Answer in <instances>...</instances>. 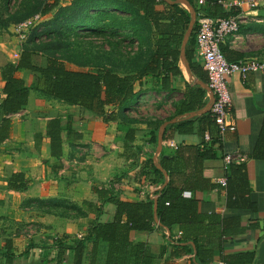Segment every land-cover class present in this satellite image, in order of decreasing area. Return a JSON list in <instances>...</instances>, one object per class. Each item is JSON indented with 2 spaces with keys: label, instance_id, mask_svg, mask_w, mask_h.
Instances as JSON below:
<instances>
[{
  "label": "trees",
  "instance_id": "obj_1",
  "mask_svg": "<svg viewBox=\"0 0 264 264\" xmlns=\"http://www.w3.org/2000/svg\"><path fill=\"white\" fill-rule=\"evenodd\" d=\"M61 1L21 0L12 13H0L1 30L35 14L45 16L55 10L51 18L30 30L20 44L18 60L15 63L6 61L1 66L4 97L0 101V142L9 135L11 120L8 115L23 109L30 92L34 91L43 97L75 105L104 123L119 122L126 127L123 136L126 144L136 139L137 128L134 125L145 124L148 141L155 145L160 121L137 117L132 112L136 110L142 94L173 91L171 78L181 75L178 60L190 19L189 12L182 5L167 0H71L65 5ZM188 1L197 13L202 10L203 5L196 7V0ZM207 2L210 9L204 13L208 16L225 17L237 12L223 10L218 0H206L204 5ZM196 29L195 23L185 46V56L192 72L206 81V72L196 57ZM90 35L100 38L101 44L95 45ZM124 39H128L129 44L136 42V49H127L122 44ZM104 43L108 44V49L103 47ZM66 63L74 64L76 68H69ZM21 71L32 75L31 84L26 85L17 75ZM203 96L204 91L200 88L186 87L184 98L174 104V115L203 107ZM171 127L178 133H192L196 128L201 143L179 144L176 148L161 150L159 163L166 171L168 181L159 191L156 201L147 197L142 201L129 202L122 200L119 192L112 188H95L103 204H114V219L106 222L97 220L85 237L68 246L73 250L72 264H82L86 241L93 243L92 264L96 260L102 264H166L167 260L189 251L186 244L180 243L188 239H193L196 245V262L211 264V251L204 249L199 242L216 240L221 248L223 240L240 229V216L199 212L194 191L219 187L225 190L227 210L258 211L257 202L251 197L246 162L226 165L225 185L210 182L202 175L203 161L216 158L218 150L222 149V143L214 135L216 126L210 111L169 124L164 137ZM64 130L67 137L74 133L70 124H63L59 116L46 121L45 134L54 157H60L62 153ZM205 131L212 135L209 143L203 140ZM249 157L264 160V114ZM146 164L151 174L157 175L159 180L163 178L153 164L152 155L147 157ZM12 177L20 180V185L14 188H24L20 174ZM184 192H190V196H185ZM35 201L44 205L49 200ZM69 207L75 212L78 209L75 204ZM54 212L66 213L65 210ZM155 217L161 226L155 224ZM173 225L178 226L182 240L174 243L170 234L159 253H153L144 242L129 239V232L133 229L152 230L154 226L169 229ZM100 243L104 244L101 260ZM61 245L59 243V247ZM254 255L253 251L237 252L222 255L221 260L225 264H253ZM9 261L11 256H7ZM57 264H62L60 256Z\"/></svg>",
  "mask_w": 264,
  "mask_h": 264
},
{
  "label": "crops",
  "instance_id": "obj_2",
  "mask_svg": "<svg viewBox=\"0 0 264 264\" xmlns=\"http://www.w3.org/2000/svg\"><path fill=\"white\" fill-rule=\"evenodd\" d=\"M65 2L69 1L64 0ZM184 8L189 12L188 7ZM221 8L237 11L241 16L239 30L233 35H228L220 44L225 58L228 61H236L263 57L264 0H259V4L254 8L245 4L237 9L225 6ZM201 9L207 12V9H210L208 2ZM19 54L20 47L10 49L7 44L0 42V72L6 61L15 63ZM196 57L202 66L198 54ZM178 67L181 75L171 78L172 92H146L141 95L137 105H149V99L156 98L152 106L158 113L163 112L162 115L151 117L160 121L155 145L148 141V129L145 124L134 125L137 128L136 139L126 144L123 140L126 127L119 122L104 123L75 105L46 98L36 92H30L27 105L23 109L8 115L11 120L9 135L0 142V264H57L58 256L62 264H72L73 250L68 246L70 247L76 239L85 237L89 227L97 220L106 222L114 219V204H103L95 188H112L119 192L122 200L129 202L159 195L168 175L165 176L156 164L160 165L159 154L163 148L173 149L167 142L172 141L176 145L201 143V136L196 128L192 133H178L171 127L164 137L165 128L169 124L210 111L207 80L203 81L197 77L190 69L187 58L184 61L181 55ZM17 75L26 85L31 84L30 73L21 71ZM3 85L4 81L0 76V101L4 97ZM227 85L231 96V115L236 129L225 132L221 142L222 149L218 150L216 158L203 161L202 175L210 182H218L219 179L225 178L226 173L222 155H244L251 197L257 202L258 211L227 210L225 190L222 188L195 190L193 195L198 200L199 212L240 216V229L233 236L226 237L221 248L216 240L199 243L204 249L211 251V264H221L222 255L246 251L254 252L253 264H256L258 246L264 239V160H254L249 155L260 131L264 114V72H249L244 77L235 73L229 77ZM188 86L204 91L205 104L194 111L174 115V104L184 98ZM54 103L63 104L64 108L53 107ZM56 116L61 117L63 124L69 123L74 133L81 135L77 137L72 133L67 137L66 130L62 132L60 157L51 155L45 134L46 121ZM162 126V146L155 157ZM149 155H152L153 164L163 175L160 180L157 175L148 171L146 159ZM14 174L22 176L24 188L13 187L20 185V180L12 177ZM35 199L49 201L47 204L38 205ZM71 204L78 208L76 212L69 207ZM60 210H65L66 213L60 215L54 212ZM155 224L160 226L156 222ZM157 226L152 230H130L129 239L146 243L153 253H159L170 234L174 243L182 240L180 236L175 238L179 233L177 225L169 229ZM59 243L62 244L61 248ZM180 243L186 244L189 251L167 260L166 264H199L196 262L194 240H182ZM92 245L91 241H86L82 264H92ZM103 250L104 244L100 243V260ZM7 256H11V261L7 262ZM95 264L102 263L96 260Z\"/></svg>",
  "mask_w": 264,
  "mask_h": 264
},
{
  "label": "built area",
  "instance_id": "obj_3",
  "mask_svg": "<svg viewBox=\"0 0 264 264\" xmlns=\"http://www.w3.org/2000/svg\"><path fill=\"white\" fill-rule=\"evenodd\" d=\"M206 2V0H196L199 8ZM222 6L231 8H240L244 4L249 8H254L259 4V0H218ZM40 14H35L16 26V35L22 42L26 38L27 26L33 20H41ZM241 16L231 14L225 17H211L206 15L203 11L196 14L197 29L195 33L197 54L201 59L202 67L206 72L207 85L213 95V102L210 108L211 117L216 126L215 137L222 142L226 131H234L236 129L235 121L231 115V96L228 89V79L231 75L238 73L244 77L249 72H264V56L261 58H243L236 61H228L221 48L220 44L228 35L235 34L240 27ZM212 135L205 131L203 140L209 143ZM167 145L176 148L177 145L168 141ZM246 157L239 153H224L223 161L225 165L229 163L245 162ZM218 183L225 185V178L219 179ZM185 196L189 192H184ZM157 195H151L150 198L156 199ZM165 204H168L166 202ZM180 235L177 233L176 237ZM225 264V262H221Z\"/></svg>",
  "mask_w": 264,
  "mask_h": 264
},
{
  "label": "rangeland",
  "instance_id": "obj_4",
  "mask_svg": "<svg viewBox=\"0 0 264 264\" xmlns=\"http://www.w3.org/2000/svg\"><path fill=\"white\" fill-rule=\"evenodd\" d=\"M21 0H0V13H6L7 11H9L10 13H12L13 11L16 10V8L18 7L19 3H20ZM66 1H71V0H66ZM69 2H65L64 3V0L61 1V4L62 5H65V4H68ZM183 7H186L185 5L181 4ZM196 7H197V4L195 3ZM204 5V4H203ZM55 10L52 11L51 13L43 16L41 18V20H33L31 22V24H29L27 26V30H26V37L28 35V33L30 32V30L32 28H34L36 25L42 23L43 21H46L48 20L49 18H51L54 14ZM6 17V15H4V18ZM33 17V16H32ZM20 23V22H19ZM18 25L17 24H10L6 29H1L0 30V42H3L5 44H7L9 46L10 49H12L13 47H20V44L22 43L16 36V26ZM83 33V32H82ZM88 37V36H87ZM90 38H92L94 40V44L95 45H100L101 44V39L98 38V37H94L93 35H90L89 36ZM26 39V38H25ZM21 42V43H20ZM78 44V43H76ZM122 44L125 45L127 47V49H136V45L137 43L134 42L133 44H129V40L128 39H124L122 41ZM103 47L105 49H108V44L107 43H104L103 44ZM67 66L69 68H76V66L74 64H71V63H66ZM31 92H34V91H31ZM156 98H153V99H149V105L147 103V105H143V106H140V107H137L136 110H134L132 112L133 115L137 116V117H142V118H148V119H151V117H156V115L160 114L162 115L163 112L161 111L160 113H158V111H156V108L152 106L154 100ZM55 102V101H54ZM56 103V102H55ZM54 103V104H55ZM61 105V106H60ZM60 105H53V107H56V108H60V107H63V104H60ZM67 107V106H65ZM165 113H167V110L165 109ZM72 211H75L74 209Z\"/></svg>",
  "mask_w": 264,
  "mask_h": 264
},
{
  "label": "water",
  "instance_id": "obj_5",
  "mask_svg": "<svg viewBox=\"0 0 264 264\" xmlns=\"http://www.w3.org/2000/svg\"><path fill=\"white\" fill-rule=\"evenodd\" d=\"M167 1H169L171 3L183 4L186 7H188L189 12H190L189 13L190 14L189 23H188L187 29H186V31L184 33L182 44H181V47H180V55L182 56V59L185 61V59H186L185 46H186V43L188 41L189 36L191 35L193 27H194V25L196 23V11H195V8L190 4V2L188 0H167ZM209 92H210V101H209L208 110L211 108V105H212V102H213V95H212V92L210 91V89H209ZM163 131H164V126H162L161 129H160V133H159V136H158V143H157L158 147H157V150H156L155 157H157V155L159 154V152L161 150ZM156 165L161 171L164 172V174L166 176L167 175L166 171L159 164H156ZM167 181H168V178H166L165 184L167 183ZM154 201H156V199H154ZM155 222L158 225L161 226L160 222L158 221V219L156 217H155ZM256 264H264V239L259 243V246H258Z\"/></svg>",
  "mask_w": 264,
  "mask_h": 264
}]
</instances>
